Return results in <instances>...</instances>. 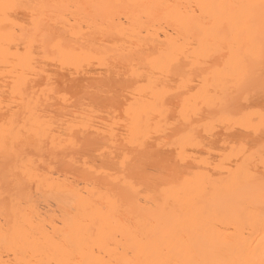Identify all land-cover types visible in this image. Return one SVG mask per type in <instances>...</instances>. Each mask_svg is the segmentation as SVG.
<instances>
[{
	"label": "bare ground",
	"instance_id": "obj_1",
	"mask_svg": "<svg viewBox=\"0 0 264 264\" xmlns=\"http://www.w3.org/2000/svg\"><path fill=\"white\" fill-rule=\"evenodd\" d=\"M0 264H264V0H0Z\"/></svg>",
	"mask_w": 264,
	"mask_h": 264
}]
</instances>
